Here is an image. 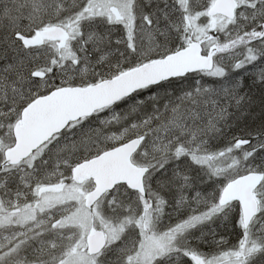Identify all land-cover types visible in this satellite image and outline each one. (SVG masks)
<instances>
[{"label":"snow or ice","instance_id":"1","mask_svg":"<svg viewBox=\"0 0 264 264\" xmlns=\"http://www.w3.org/2000/svg\"><path fill=\"white\" fill-rule=\"evenodd\" d=\"M0 264H264V0H0Z\"/></svg>","mask_w":264,"mask_h":264},{"label":"trees","instance_id":"2","mask_svg":"<svg viewBox=\"0 0 264 264\" xmlns=\"http://www.w3.org/2000/svg\"><path fill=\"white\" fill-rule=\"evenodd\" d=\"M232 239H234V237H232Z\"/></svg>","mask_w":264,"mask_h":264}]
</instances>
